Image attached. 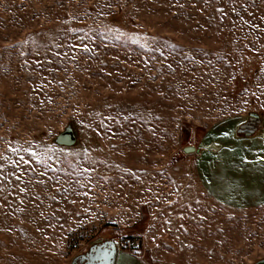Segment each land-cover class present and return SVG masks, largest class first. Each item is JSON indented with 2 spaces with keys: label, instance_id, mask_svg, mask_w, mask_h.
<instances>
[{
  "label": "rangeland",
  "instance_id": "1",
  "mask_svg": "<svg viewBox=\"0 0 264 264\" xmlns=\"http://www.w3.org/2000/svg\"><path fill=\"white\" fill-rule=\"evenodd\" d=\"M261 157L264 0H0V264L125 236L118 264H254Z\"/></svg>",
  "mask_w": 264,
  "mask_h": 264
},
{
  "label": "flooded vegetation",
  "instance_id": "2",
  "mask_svg": "<svg viewBox=\"0 0 264 264\" xmlns=\"http://www.w3.org/2000/svg\"><path fill=\"white\" fill-rule=\"evenodd\" d=\"M254 113V112H250ZM259 116H252L253 121L251 123H256L258 121V129L260 128L262 124V115L258 112H256ZM247 119L243 121L242 123H246L249 121L250 116L249 114L247 115ZM243 137H247L242 135ZM240 136V137H242ZM109 241H113L115 243V247L117 248V257H116V264H118V260L120 258L121 254V248L119 242H116L114 240H103L101 242L92 244L87 246L86 250L81 251L78 255H76L73 260L71 261L72 264H112V253H113V248L110 243H107Z\"/></svg>",
  "mask_w": 264,
  "mask_h": 264
},
{
  "label": "water",
  "instance_id": "3",
  "mask_svg": "<svg viewBox=\"0 0 264 264\" xmlns=\"http://www.w3.org/2000/svg\"><path fill=\"white\" fill-rule=\"evenodd\" d=\"M259 116L257 113H249L250 119L248 122H244L242 123L238 129H237V134L239 136H253L256 134L257 130H258V121L256 123H251L250 122L253 121L252 116ZM77 142V135H75V132L72 128V126L67 127L63 132H61L60 134L57 135L56 138V143L61 145V146H67V147H72V145H74ZM196 152L197 154H199V150H195L194 147H186L185 152ZM107 243H110L112 245L113 248V253H112V264H116V257H117V248L115 247V243L113 241H109ZM254 264H264V258L260 259L259 261H257Z\"/></svg>",
  "mask_w": 264,
  "mask_h": 264
},
{
  "label": "snow or ice",
  "instance_id": "4",
  "mask_svg": "<svg viewBox=\"0 0 264 264\" xmlns=\"http://www.w3.org/2000/svg\"><path fill=\"white\" fill-rule=\"evenodd\" d=\"M108 31L110 32H114L116 35H115V38L116 39H120L121 37H128V33L126 32H123L119 27H113L111 29H108ZM82 48H84L85 50L87 51H90L89 49V46L87 44H82L81 45ZM145 47H147V45H145ZM169 67H171V65H169ZM99 115V114H97ZM110 118V117H109ZM102 120L104 119L103 117L101 118ZM125 119H127V117H125ZM9 151L13 154H18L20 152H27L29 153L31 156L35 157V159L37 161H41L43 163H47V157H48V153L45 152L43 155H41L40 153H37L33 148L29 147V148H21L19 144H17L16 147H12V145L9 143ZM21 161L25 164H31L32 161L31 160H25L23 156L20 157ZM3 160L7 161L9 164H12L13 166H16L18 167L17 165V161L14 160L12 158V156L8 155V154H5L3 156ZM261 160H264V157H261ZM4 168V164H0V170H2ZM85 171H91L90 169H86ZM15 174V173H13ZM82 174V173H81ZM16 179L17 180H20L21 177L20 176H16ZM229 184V187H232V182H228ZM20 191H25V188H21Z\"/></svg>",
  "mask_w": 264,
  "mask_h": 264
},
{
  "label": "built area",
  "instance_id": "5",
  "mask_svg": "<svg viewBox=\"0 0 264 264\" xmlns=\"http://www.w3.org/2000/svg\"><path fill=\"white\" fill-rule=\"evenodd\" d=\"M120 244V248L123 250V252L131 253L133 249H139L141 248V241L140 239L134 238L133 236H125L121 238H117V241ZM81 245L79 243L74 244V249L79 248L84 250L80 247ZM86 247V246H85Z\"/></svg>",
  "mask_w": 264,
  "mask_h": 264
},
{
  "label": "crops",
  "instance_id": "6",
  "mask_svg": "<svg viewBox=\"0 0 264 264\" xmlns=\"http://www.w3.org/2000/svg\"><path fill=\"white\" fill-rule=\"evenodd\" d=\"M206 162H207V161L202 162V163H204V164H203L204 169H205V165H206L205 163H206ZM207 163H208V162H207ZM207 165H208V164H207ZM212 166L215 167V166H216L215 163H214ZM208 167H209V165L206 167V169L210 170V167H211V166H210L209 168H208ZM209 172H210V171H207V174H208ZM208 175H209V174H208ZM210 178H212V177H210ZM209 193H210V192H209ZM209 195H210V194H209Z\"/></svg>",
  "mask_w": 264,
  "mask_h": 264
}]
</instances>
